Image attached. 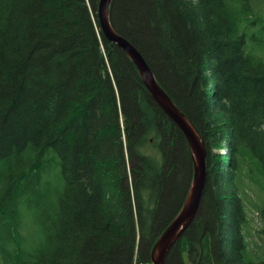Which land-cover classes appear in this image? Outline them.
I'll use <instances>...</instances> for the list:
<instances>
[{
    "label": "trees",
    "instance_id": "1",
    "mask_svg": "<svg viewBox=\"0 0 264 264\" xmlns=\"http://www.w3.org/2000/svg\"><path fill=\"white\" fill-rule=\"evenodd\" d=\"M99 3L0 0V264H151L189 193L188 140L104 35ZM257 6L113 1L114 29L208 151L199 210L166 264H264L249 244L247 209L250 191L264 193ZM24 203L41 216L38 243L30 244Z\"/></svg>",
    "mask_w": 264,
    "mask_h": 264
},
{
    "label": "water",
    "instance_id": "2",
    "mask_svg": "<svg viewBox=\"0 0 264 264\" xmlns=\"http://www.w3.org/2000/svg\"><path fill=\"white\" fill-rule=\"evenodd\" d=\"M114 0H101L99 7V19L102 29L107 37L115 42L126 55L134 62L138 73L142 78L152 98L181 131L188 140L193 159V180L185 203L178 215L171 221L168 228L160 234L152 247V264H166L173 246L184 237L186 229L191 224L202 199V194L207 181V157L206 142L199 130L190 121L188 116L177 106L169 94L161 86L152 69L145 61L141 53L126 39L114 30L110 23V12Z\"/></svg>",
    "mask_w": 264,
    "mask_h": 264
},
{
    "label": "rangeland",
    "instance_id": "3",
    "mask_svg": "<svg viewBox=\"0 0 264 264\" xmlns=\"http://www.w3.org/2000/svg\"><path fill=\"white\" fill-rule=\"evenodd\" d=\"M257 3L259 6V9L262 12H264V0H257ZM118 34H120V33H118ZM120 35L122 37V34H120ZM124 38H126V37H124ZM258 40H259V38H258ZM138 51L140 52L139 49H138ZM142 56H143V54H142ZM224 153H226V152L224 151ZM249 194L251 195V197L247 201L248 215L250 217L248 219L251 222V226H253L251 228L252 235H251L249 244L251 245V248L254 250V253L256 255L264 258V235H262V237H260V235L258 234V231H257V230L264 228V212H263V210H264V193H261L260 191L257 190V194L255 195L254 189H253L252 191H250ZM24 205H25V221H26V226H27L26 228H27V234L29 235L30 244L38 243L40 241V239L43 237V224H42L41 216L37 215L35 208L29 207L26 203H24ZM1 260H2V258H1Z\"/></svg>",
    "mask_w": 264,
    "mask_h": 264
},
{
    "label": "bare ground",
    "instance_id": "4",
    "mask_svg": "<svg viewBox=\"0 0 264 264\" xmlns=\"http://www.w3.org/2000/svg\"><path fill=\"white\" fill-rule=\"evenodd\" d=\"M100 2H101V0H100ZM99 7H100V3H99ZM98 11H99V8H98ZM97 11V13H98V16H99V12ZM110 12V11H109ZM110 15H111V12H110ZM99 21H100V19H99ZM100 24H101V22H100ZM99 24V25H100ZM109 24H111V17H110V23ZM111 26L113 27V25L111 24ZM101 28H102V26H101ZM114 28V27H113ZM115 30V29H114ZM102 31H103V29H102ZM116 31V30H115ZM117 32V31H116ZM103 33H104V31H103ZM118 33V32H117ZM104 35H105V33H104ZM120 35V34H119ZM106 37H107V35H105ZM120 37H121V35H120ZM124 38V37H123ZM107 39L110 41V42H112L108 37H107ZM124 39H126V38H124ZM129 43H131L135 48H136V46L131 42V41H129L128 39H126ZM112 43H114V44H116L115 42H112ZM120 48V47H119ZM137 49V48H136ZM138 50V49H137ZM142 55V54H141ZM133 62V61H132ZM147 62V61H146ZM134 63V62H133ZM191 151V150H190ZM191 155H192V153H191ZM192 159V158H191ZM192 180H193V178H192ZM205 188V187H204ZM203 193H204V190H203ZM203 195V194H202ZM201 195V196H202ZM202 200V199H201ZM196 215H197V213H196ZM196 215H195V217H196ZM195 217H194V219H195ZM193 219V220H194ZM192 220V221H193ZM192 223V222H191ZM191 225V224H190ZM189 225V226H190ZM188 229V228H187ZM187 229H186V231H187ZM185 231V232H186ZM184 234V233H183Z\"/></svg>",
    "mask_w": 264,
    "mask_h": 264
}]
</instances>
